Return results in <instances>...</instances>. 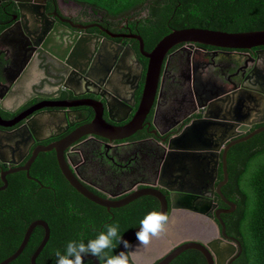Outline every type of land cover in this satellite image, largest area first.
Returning <instances> with one entry per match:
<instances>
[{"label": "flooded vegetation", "instance_id": "flooded-vegetation-1", "mask_svg": "<svg viewBox=\"0 0 264 264\" xmlns=\"http://www.w3.org/2000/svg\"><path fill=\"white\" fill-rule=\"evenodd\" d=\"M39 1L0 0V192L8 187L9 178L16 175H23L41 188L38 178L31 172L42 169L46 176L48 170L45 163L39 166L35 162L39 156H53L58 168L56 151H39L25 170L33 152L56 145L77 131L89 128L95 124L100 111L106 124L118 128L128 125L140 102L147 67L140 45L144 53L154 48L147 50L138 30L148 24L142 23L149 18L146 4L143 9L130 13L129 17L109 18L72 0ZM18 5L23 10V20ZM57 25L64 28L58 31L64 35L62 43L55 35L51 41L54 46H60L58 53H64L70 42V33L82 39L95 36L87 44L82 57L76 60L77 71L71 74L69 69L51 64L55 70L58 69L53 72L56 79H51L39 69L37 62L25 85H16V80L39 48L34 42L43 44ZM11 28L13 32L4 36ZM130 50L135 59L130 56ZM120 56L126 61H122ZM45 65L42 63L43 67ZM18 68L21 69L19 73ZM48 71L51 74L52 71ZM138 75L137 87L134 88ZM263 77L264 47L229 50L198 44L178 45L165 57L155 100L141 129L121 141H108L87 134L62 149L66 166L86 189L104 199H121L136 188H157L168 202V214L171 212V196L177 194L178 188L195 192L198 197L195 207L206 203L211 205L206 218L214 229L202 232L201 225L206 223L199 219L198 213L189 212L192 216L184 224L185 235L199 242L205 237H215L218 230L215 219L211 221L210 218L215 217V211L229 207L220 198L213 202L216 195L212 187L220 181L209 182L208 178L213 177L212 165L204 170L206 181L196 175L199 171L195 172L194 167L187 170L189 173L183 178L184 183L179 180L182 174L177 167L169 175L161 177L167 142L192 122L207 115L211 118L233 116L237 112L233 102L237 99L231 94H240L239 91L251 88L262 89ZM43 80L60 86L54 90L32 89ZM37 94L53 98L45 99ZM118 96L133 102L132 110L125 112L119 107ZM244 105L240 113L246 122L251 121L252 124L247 125L249 131L242 136L264 126V102L250 106L246 100ZM28 121L31 127H23ZM217 129L230 130L227 125L209 130ZM103 131L100 127L92 130L96 133ZM213 136L214 133H210L205 138L213 141ZM158 181L170 187V191L158 188ZM36 193L31 192L30 196L36 199Z\"/></svg>", "mask_w": 264, "mask_h": 264}, {"label": "trees", "instance_id": "trees-1", "mask_svg": "<svg viewBox=\"0 0 264 264\" xmlns=\"http://www.w3.org/2000/svg\"><path fill=\"white\" fill-rule=\"evenodd\" d=\"M90 7L105 17H129L144 8L149 18L139 27L147 50L173 30L200 28L227 33L264 31V0H72ZM36 165L46 164L48 175L31 172L40 186L23 175L9 178L8 187L0 192V262L11 256L20 245L32 222L44 221L49 238L36 258V264H56L55 250H64L73 239L94 238L104 225L118 223L122 238L138 228L139 221L150 211H159L156 199L137 198L128 205L110 209L98 206L79 195L61 176L53 156H39ZM38 166V167H39ZM41 168V167H40ZM227 182L222 195L235 209L220 216L227 236L241 245V253L232 264H264V131L231 147L226 155ZM222 180L220 165L217 181ZM47 186V187H46ZM36 191V199L30 196ZM97 194V193H95ZM220 205H222L220 203ZM222 207H225L222 205ZM44 231L33 229L21 254L9 264H30ZM118 246L111 250L118 254ZM104 264V260H98ZM84 264H92L84 261ZM169 264H206L197 251L181 253Z\"/></svg>", "mask_w": 264, "mask_h": 264}, {"label": "water", "instance_id": "water-1", "mask_svg": "<svg viewBox=\"0 0 264 264\" xmlns=\"http://www.w3.org/2000/svg\"><path fill=\"white\" fill-rule=\"evenodd\" d=\"M39 2H43V0H40ZM18 7L21 19L23 20L25 17L22 12L23 10L20 5H18ZM41 8L43 9V7ZM39 14L41 15V13ZM16 26V29H18L17 24ZM12 30V28L9 29L3 35L6 36L9 33H12ZM54 30L55 31L48 34V37L43 44L40 45L39 43L34 42L35 47L39 48L37 49L35 56H33L30 60L29 65L16 80V85H21V87L25 85V83L27 82L26 80L30 76V70L32 69L34 71V66L37 64V62H39V69L43 70L46 77L51 79H56V76L53 75V72H56V70L58 71V69L55 70L51 64L61 66L65 70L69 69L71 71V74L77 71V65L75 64L76 60L82 57L87 44L89 42H92L95 36H86L82 39L77 37V35H73V33H70V42L67 44L64 53H58L60 46H54L51 41L53 40V36L55 35L61 42L64 35L58 33V31L64 30V28L57 25ZM181 44H198L229 50H250L254 48L264 47V31L227 33L200 28H186L181 30H173L169 34L165 35L161 40L157 42V44L149 53L143 52L141 44L140 50L142 51V56L147 59V67L140 102L138 104L133 120L126 126L119 128L113 127L106 124L102 120V112L100 111L99 115L96 118V121L94 122L95 124H92L91 126H89V128L86 127L82 130L77 131V133H74L72 137L58 142L56 145H51L45 149L35 150L30 160L28 161L26 168L24 169L28 170L29 165L35 159L39 151H48L54 149L56 151V161L58 168L69 186L83 198L98 206L104 207L107 211H109L110 209L124 207L137 198L144 196H150L156 199L159 204L158 212H162L167 218L164 228L167 227L174 235H180L179 237H181L183 240L172 246L167 251V253L162 254L152 264H169L181 253L188 250L199 252L204 257L206 264H232L233 261H235V259L241 253V245L236 239L226 235L225 226L220 218V215L231 213L232 211H234L235 206L233 203L227 201L223 197L220 190L227 182L226 155L228 150L234 145L245 142L251 139L253 136L264 131V126H262L261 128L254 130L245 136H242L244 133L249 131L247 125H250L252 123L251 121L246 122V119H244L242 117V114L240 113L241 108L246 100L249 102L250 106L257 104V102L259 101L264 102V77L262 78V89L251 88L239 91L240 94H237L236 92L231 94L237 99L233 102L235 103V108H237V112L233 116L229 115L227 118H225L224 116H213L211 118L207 115L201 120L192 122L190 126L186 127L181 131V133L169 139L167 142V156L160 170L161 177L169 175L171 172H173V168L177 167V171L182 174L181 177L177 176V178L179 177V180L184 183L185 181L183 178L189 173L187 170H190V167H194L196 168L195 172L199 171L198 173H196V175L200 176L202 181H206L207 178L204 177V170L211 164V175L213 174V177L208 178V180L213 184L217 179V168L220 165L222 180L216 186L212 187L213 192L216 195L213 197V202L215 203L217 201V198H220L229 207V209L217 210L214 213L215 217L210 218L211 221L212 219H215L216 228L218 230V234L216 233L217 235L215 237H205L204 239H201L200 242L193 241L190 238H186L187 236L184 232L186 231L184 229V224H186L188 218L192 216V214H190L189 212H195L196 214L198 213V215L201 216L199 219L207 224L206 225L202 223V232L205 233L210 229H214L213 226H211L212 224H208L209 222H207L208 219L206 218L208 216V212H210L211 210V205L206 203L195 207V200L198 199L195 192L178 188L177 194H175L174 196L172 195L170 199V214L167 213L168 202L165 196L160 192L159 189L153 187L133 189L130 194L118 200L104 199L90 192L73 176L69 168L66 166L63 156L62 149L64 147L77 142L78 139L87 134H94L108 141H112L114 139L121 141L122 139L130 137L137 130L141 129L145 117L149 113L155 100L161 68L165 57L170 50ZM129 54L133 59H135L134 54L131 50L129 51ZM122 58L123 57L120 56V59L122 61H126V59ZM61 62L65 63V65L62 66ZM42 63H46V65L43 67ZM20 70L21 69L18 68L17 73H19ZM48 70L52 71L51 74L48 73ZM138 79L139 75L137 76L135 83L133 80L134 88L137 87L136 83ZM58 86L60 85H53L43 80L40 82L39 86H32V89H37L40 91L54 90ZM63 87L66 89L68 88L67 86ZM37 96L45 99L53 98V96L51 95L44 96L42 94H37ZM117 103L119 107L125 110V112H128V110H132V108L134 107L133 102H128L125 98H121L120 96L117 97ZM106 107L108 108L109 113V106L106 105ZM249 115L246 116L249 117ZM30 123V121L26 122L23 127H31ZM223 125L229 126L230 130H209L212 127L220 128ZM94 127H100V129L104 131L102 133L92 132ZM24 131L27 132L28 130ZM210 133H214L213 141H209L205 138ZM192 177H195L194 174L192 175ZM2 181L5 182V179L3 177ZM157 186L158 188H164L165 190L170 191V187L162 185V183L159 181L157 183ZM36 227H41L44 231L43 238L39 246L36 248L30 258V264H36V258L48 241L50 233L47 224L41 220H36L29 224L17 250L11 256L0 262V264H9L21 254L29 240L33 229ZM138 230L139 227L123 236L122 239L127 240L131 246L128 249H125L122 243L119 244L118 253L123 251L130 256L131 247H135L136 243L138 242L135 235ZM152 239L155 240V242L149 241V247L156 249L159 242L157 243L156 237L151 238V240ZM86 260L91 261L92 264H99V261L96 257L89 256L85 259V261ZM130 264H136L131 260V256Z\"/></svg>", "mask_w": 264, "mask_h": 264}, {"label": "clouds", "instance_id": "clouds-1", "mask_svg": "<svg viewBox=\"0 0 264 264\" xmlns=\"http://www.w3.org/2000/svg\"><path fill=\"white\" fill-rule=\"evenodd\" d=\"M166 216L162 212L150 211L139 221V230L136 232L138 245H147L151 238L158 236L164 229ZM123 244L125 249L131 245L122 239L120 225L109 223L104 225L102 231L87 242L84 239H73L67 242L63 251L57 249L54 252L56 264H84L87 257L103 259L104 264H130V256L121 251L112 255L111 250L117 244Z\"/></svg>", "mask_w": 264, "mask_h": 264}, {"label": "crops", "instance_id": "crops-1", "mask_svg": "<svg viewBox=\"0 0 264 264\" xmlns=\"http://www.w3.org/2000/svg\"><path fill=\"white\" fill-rule=\"evenodd\" d=\"M162 234L156 236V240L158 244V247L156 249L154 248H150L149 247V243L147 245H138L139 242L136 243L135 247H131V260L134 261L136 264H138L137 262L140 261L139 257H141L140 251L143 252L144 249H150L149 253H151V256H156L157 252L159 250L163 251L164 249L167 250V248H170L172 246H174L175 244H177L178 239H177V235H174L167 227L165 229H163V231L161 232ZM162 239V241H161ZM179 240L182 241L183 239L179 237ZM151 241V239H150ZM154 257H151L154 259Z\"/></svg>", "mask_w": 264, "mask_h": 264}, {"label": "rangeland", "instance_id": "rangeland-1", "mask_svg": "<svg viewBox=\"0 0 264 264\" xmlns=\"http://www.w3.org/2000/svg\"><path fill=\"white\" fill-rule=\"evenodd\" d=\"M165 229V228H164ZM162 233H160V235H161ZM180 235H178V237H179ZM182 236V235H181ZM177 237V239H178V242L177 243H179L180 242V240H179V238ZM186 238H189V237H186ZM180 239H181V237H180ZM152 242H155V240H151ZM157 241V240H156ZM161 241H162V239H161ZM171 248V247H170ZM170 248H167V250H163V251H161V250H159L158 252H157V255L154 257V256H151V253H149V251H150V249H144L143 250V252L142 251H140V253H142L141 254V257H139V259H140V261H138L137 263L138 264H152V263H154V261L156 260V259H158L162 254H165V253H167V251L170 249ZM151 257H154V259L153 258H151Z\"/></svg>", "mask_w": 264, "mask_h": 264}]
</instances>
